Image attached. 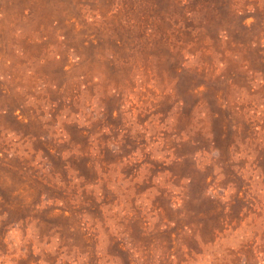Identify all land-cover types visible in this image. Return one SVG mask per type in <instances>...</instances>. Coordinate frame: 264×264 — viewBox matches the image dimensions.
<instances>
[{
  "label": "rangeland",
  "instance_id": "1",
  "mask_svg": "<svg viewBox=\"0 0 264 264\" xmlns=\"http://www.w3.org/2000/svg\"><path fill=\"white\" fill-rule=\"evenodd\" d=\"M0 264H264V0H0Z\"/></svg>",
  "mask_w": 264,
  "mask_h": 264
}]
</instances>
